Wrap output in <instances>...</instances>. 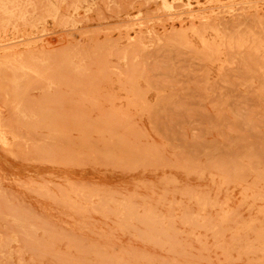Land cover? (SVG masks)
I'll list each match as a JSON object with an SVG mask.
<instances>
[{
	"label": "rangeland",
	"instance_id": "1",
	"mask_svg": "<svg viewBox=\"0 0 264 264\" xmlns=\"http://www.w3.org/2000/svg\"><path fill=\"white\" fill-rule=\"evenodd\" d=\"M0 264H264V0H0Z\"/></svg>",
	"mask_w": 264,
	"mask_h": 264
}]
</instances>
